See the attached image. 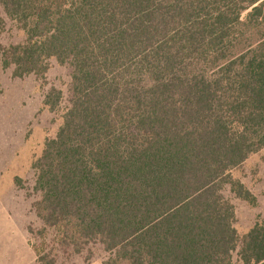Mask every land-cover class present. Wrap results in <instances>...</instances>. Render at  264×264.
Instances as JSON below:
<instances>
[{
	"label": "trees",
	"instance_id": "obj_1",
	"mask_svg": "<svg viewBox=\"0 0 264 264\" xmlns=\"http://www.w3.org/2000/svg\"><path fill=\"white\" fill-rule=\"evenodd\" d=\"M0 6L25 34L8 56L0 48L2 65L71 68L62 124L34 163L57 245L98 241L128 264H234V252L264 264V220L238 237L223 196L229 185L250 198L230 171L264 147V33L246 39L264 0Z\"/></svg>",
	"mask_w": 264,
	"mask_h": 264
},
{
	"label": "rangeland",
	"instance_id": "obj_2",
	"mask_svg": "<svg viewBox=\"0 0 264 264\" xmlns=\"http://www.w3.org/2000/svg\"><path fill=\"white\" fill-rule=\"evenodd\" d=\"M247 11L242 14L246 17ZM264 33V24L249 29L246 39L255 42ZM24 32L10 20L0 6V48L8 56L10 47L22 44ZM243 42V41H242ZM5 58L4 54L0 57ZM71 92V68L54 58L46 61L42 72L15 73L13 65L0 62V257L3 264H86L100 259L104 264H128L113 261L98 241L73 247L56 230L41 220V195L35 188L34 163L46 141L54 138L62 124ZM49 95V105H44ZM230 179L240 183L250 198L242 199L227 185L223 196L233 208V227L243 237L258 220H264V147L250 154L230 171ZM80 251V252H79ZM234 264H240L237 252Z\"/></svg>",
	"mask_w": 264,
	"mask_h": 264
},
{
	"label": "crops",
	"instance_id": "obj_3",
	"mask_svg": "<svg viewBox=\"0 0 264 264\" xmlns=\"http://www.w3.org/2000/svg\"><path fill=\"white\" fill-rule=\"evenodd\" d=\"M2 245H3L2 242H0V246H2ZM3 261H4L3 258L0 257V264H3ZM86 264H103V263H102V260H100V259H94L90 262H87Z\"/></svg>",
	"mask_w": 264,
	"mask_h": 264
}]
</instances>
